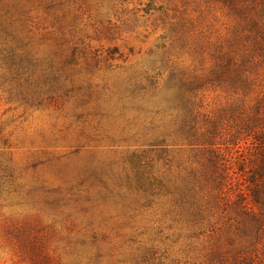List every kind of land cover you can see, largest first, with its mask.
I'll return each instance as SVG.
<instances>
[{
  "label": "rangeland",
  "instance_id": "obj_1",
  "mask_svg": "<svg viewBox=\"0 0 264 264\" xmlns=\"http://www.w3.org/2000/svg\"><path fill=\"white\" fill-rule=\"evenodd\" d=\"M224 3L0 0V264H229L246 241L264 264L235 213L193 235L175 205L194 165L183 104L215 116L264 97V53L246 95L182 87L241 60L247 32ZM163 140L166 154L150 145Z\"/></svg>",
  "mask_w": 264,
  "mask_h": 264
},
{
  "label": "trees",
  "instance_id": "obj_2",
  "mask_svg": "<svg viewBox=\"0 0 264 264\" xmlns=\"http://www.w3.org/2000/svg\"><path fill=\"white\" fill-rule=\"evenodd\" d=\"M223 1L239 15L242 30L247 32L243 43L231 46L233 53L232 49L241 44V60L228 52L224 55L227 63L218 61L209 76L197 81L187 79L182 87L194 86L197 93L209 87L230 96H238L240 92L246 95L252 85L245 76L246 65L264 53V0ZM199 104L189 107L183 104L185 123L181 134L192 152L194 165L174 194L176 207L184 212L180 221L193 235H199L216 226V216L226 218L231 212L236 215L234 226L241 238L249 237L255 229V237L260 240L264 237V97L253 105L245 99L234 102L215 116L202 112ZM150 145L161 148L162 153L169 152L165 140ZM144 156L142 153L133 158L137 166ZM140 175L144 177L141 172ZM141 181L139 178L140 187H145ZM149 185L154 191L153 187H164L165 182L163 178L153 177L149 178ZM250 244L241 243L229 264H249ZM221 255L209 250L205 258L211 263ZM222 258L228 261L225 256Z\"/></svg>",
  "mask_w": 264,
  "mask_h": 264
}]
</instances>
